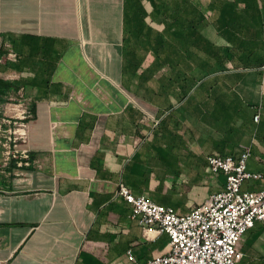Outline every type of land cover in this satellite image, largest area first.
<instances>
[{
    "label": "crops",
    "instance_id": "1",
    "mask_svg": "<svg viewBox=\"0 0 264 264\" xmlns=\"http://www.w3.org/2000/svg\"><path fill=\"white\" fill-rule=\"evenodd\" d=\"M0 49L31 114L30 166L0 152L2 264H145L169 237L119 184L186 213L224 190L211 155L249 150L242 190H264V0H0ZM239 248L264 264V222Z\"/></svg>",
    "mask_w": 264,
    "mask_h": 264
},
{
    "label": "built area",
    "instance_id": "2",
    "mask_svg": "<svg viewBox=\"0 0 264 264\" xmlns=\"http://www.w3.org/2000/svg\"><path fill=\"white\" fill-rule=\"evenodd\" d=\"M14 56L9 51L5 59H12ZM0 63H3L2 59ZM0 114L2 165L7 167L15 161L17 168L30 166V154L26 144L31 114L24 101L20 97H10L4 112L0 111ZM248 157L249 150L238 160L232 157L208 156V171L225 176L224 190L211 195L202 205L186 213L155 204L144 196H136L126 185L119 184L118 194L132 206L131 218L138 219L140 224L155 225L158 232L169 237L167 251L145 264L240 262L243 253L239 246L243 236L256 221L264 222V190H242L245 180L262 178L260 174L247 170Z\"/></svg>",
    "mask_w": 264,
    "mask_h": 264
},
{
    "label": "trees",
    "instance_id": "3",
    "mask_svg": "<svg viewBox=\"0 0 264 264\" xmlns=\"http://www.w3.org/2000/svg\"><path fill=\"white\" fill-rule=\"evenodd\" d=\"M204 19L199 14L190 24V26L187 28L188 32L193 33H201L203 31V26L200 27L202 24H204ZM205 26V24H204ZM230 53V47H226L223 52H217L215 55L216 61H219L221 54L225 55V57H228ZM4 56V52L0 49V59ZM218 66V65H217ZM216 64L212 67L206 66L205 63H202L201 66L195 67V70L193 69V86L196 81H200L206 76L210 74L211 71L217 68ZM21 86L19 83L13 80H6L4 78L0 77V104L5 105L8 103L9 98L12 94H17L21 90ZM1 117V114H0Z\"/></svg>",
    "mask_w": 264,
    "mask_h": 264
},
{
    "label": "rangeland",
    "instance_id": "4",
    "mask_svg": "<svg viewBox=\"0 0 264 264\" xmlns=\"http://www.w3.org/2000/svg\"><path fill=\"white\" fill-rule=\"evenodd\" d=\"M14 98H16V97H14ZM4 109H5V105H1V107H0V111L3 113L4 112Z\"/></svg>",
    "mask_w": 264,
    "mask_h": 264
}]
</instances>
